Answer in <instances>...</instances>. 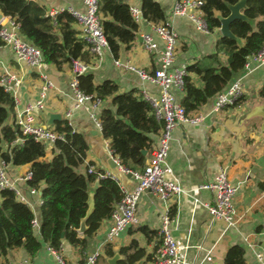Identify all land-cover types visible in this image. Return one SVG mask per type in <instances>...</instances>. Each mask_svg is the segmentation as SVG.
I'll return each mask as SVG.
<instances>
[{
    "label": "crops",
    "instance_id": "1",
    "mask_svg": "<svg viewBox=\"0 0 264 264\" xmlns=\"http://www.w3.org/2000/svg\"><path fill=\"white\" fill-rule=\"evenodd\" d=\"M35 1L45 6L46 10L68 6L81 11L85 9L81 0ZM156 1L178 33L175 66L196 61L215 66L217 61L209 58V55H216L219 62L225 61L226 47L217 43L220 38L218 28L213 31H200L186 16H169L174 0ZM131 2L140 6V0ZM7 19L8 16L5 15L2 18L3 21ZM143 22L137 35L153 34L155 41L161 45L160 39L153 33L152 22L145 25ZM74 27L76 28L75 24ZM114 58L151 73L157 67L158 60L153 52L143 49L142 39L138 40L136 37L129 46L121 44L117 57L112 55L109 47L104 48L101 57L89 59L88 72L92 73L96 84L104 79L115 80L119 92L135 88L141 92L157 94V86L141 79L135 71L116 66ZM247 63L248 68L243 67L230 81L231 83L234 79H240L242 82L239 103L226 105L214 112L213 96L197 110L203 114L200 122H183L172 131L167 163L172 176L180 182L183 189L178 199L163 201L149 192L142 193L136 205L137 223L124 229L112 242L104 240L110 224L109 219L102 221L97 231L87 237L84 245H72L63 239L62 256L68 264H84L85 257L94 252H98L94 264H109L108 259L119 253V247L127 245L132 239H136L146 253L152 254L158 238L152 235L146 238L139 228L146 226L159 233L161 218L166 213L170 215L171 207L174 208V213L170 215V231L179 246L177 264H222L227 249L233 244H239L244 249L245 264H258L256 254L260 253L264 257V132L260 130L261 117H248V113L254 106L264 103V98L258 94L264 80V65H256L252 56L248 57ZM41 73L51 80L52 87L47 91L43 108L34 110L37 122L54 127L56 120H67L74 131L83 135L88 146L85 160L76 170L84 173L89 166H93L94 169H101L112 175L121 189L131 190L135 184L132 175L124 171L120 164H113L108 141L102 137L100 128L94 124L84 108L75 107L69 88L72 79L70 65L61 70L48 63L37 68L32 67L19 60L10 46L0 43V77H13H9L10 83L17 81L11 88L17 104L14 112L9 114L7 122L12 124L17 110L38 99ZM189 75L196 84L201 85L196 74ZM172 92L178 100L183 96V91L177 88H173ZM103 104L110 106V98L105 99ZM55 116H59V119H54ZM157 141L158 136H155V145ZM45 145V160H49L53 155L54 145ZM220 167L226 168L230 182L236 186L233 198L236 222L230 227H226L221 220L210 219L204 204L212 203L213 192L200 187L201 184L214 181ZM27 170L29 164H7L10 176H21ZM95 187V184L88 187V198L92 199ZM29 200L34 217L39 223L40 194L29 196ZM34 233L40 238L38 229H34ZM78 236L82 237L83 233H78ZM108 246L114 252L112 256L105 253ZM120 256V259L123 258V255ZM22 260H27L28 264H58L46 243H42L34 255H29L23 247L9 249L0 255V264H16ZM146 260L148 259L143 258L137 264Z\"/></svg>",
    "mask_w": 264,
    "mask_h": 264
},
{
    "label": "trees",
    "instance_id": "2",
    "mask_svg": "<svg viewBox=\"0 0 264 264\" xmlns=\"http://www.w3.org/2000/svg\"><path fill=\"white\" fill-rule=\"evenodd\" d=\"M202 1V17L208 31H213L220 26L218 15L227 16V4L237 0ZM98 7L108 47L117 57L121 44L129 46L136 39L139 24L132 18L127 0H99ZM140 9L147 22L158 23L166 18L156 0H140ZM0 11L14 19L20 37L40 50L44 63L52 64L58 70L70 65L73 58L88 63L93 57L87 42L74 27L73 16L65 9L60 10L53 20L46 14L45 6L35 0H0ZM243 13L254 20L253 25L235 19L230 23V30L237 40L226 37L217 40L218 44L226 47L225 61L219 62L216 55H209L217 61L215 66L200 61L186 65L187 74L183 77V96L180 99L186 113L197 111L224 90L242 70L248 57L256 54L264 44V0H247ZM189 73L196 74L201 85L196 84ZM78 81L83 92L102 100L110 98V106L102 107L99 113L100 131L119 164L130 170L143 168L147 156L156 146L155 136L160 133L162 121L156 119L142 92L135 88L119 92L117 82L112 79L96 84L88 71L80 75ZM258 94L264 98V80ZM239 102L238 98L234 104ZM14 107L11 91L0 85V157L13 165L29 164L31 178L27 183L40 191V238L32 227V209L18 201L11 190H0V255L15 247H23L29 255H34L42 243L57 248L63 239L72 245H84L87 237L92 236L102 221L110 217L114 205L123 195L122 189L112 175L101 169L84 173L76 170L84 162L88 146L83 135L74 131L67 120L55 121L54 128L63 134V139L54 141L53 155L45 160L46 145L30 135H23L14 122H7ZM141 150L146 154L143 155ZM92 184L96 185L93 209L86 218V230L79 237L77 228L86 215L88 187ZM169 213L173 215V207ZM139 230L146 238L157 236L156 249L161 242L160 233L146 226ZM118 252L123 258L116 264H137L152 255L146 253L136 239L119 247ZM105 253L108 256L114 254L109 246ZM222 264H245L242 246L231 245Z\"/></svg>",
    "mask_w": 264,
    "mask_h": 264
},
{
    "label": "built area",
    "instance_id": "3",
    "mask_svg": "<svg viewBox=\"0 0 264 264\" xmlns=\"http://www.w3.org/2000/svg\"><path fill=\"white\" fill-rule=\"evenodd\" d=\"M81 1L85 6L83 11L68 6L62 9L46 10V14L54 20L60 10L65 9L70 13L75 20V25L80 36L88 44L89 52L93 57L99 58L103 53V49L108 47L103 33L101 15L98 10L99 0ZM131 1L127 0L130 14L140 26L146 20L142 17L140 6ZM202 3V0H174L169 16H186L194 22L198 30L207 32L206 22L202 17L200 9ZM152 30L160 39L161 45L155 41L153 34H140L143 49L147 52H153L158 60L157 67L151 73L137 69L129 62H121L119 59L114 58L116 66L135 71L141 79L157 86V94H149L146 91H143L142 94L149 102L156 119L162 121V128L158 135L157 144L148 155L143 168L130 170L122 166L124 171L132 175L135 184L131 190L122 189L123 195L114 205L108 218L110 224L105 233L104 240L106 242L114 241L124 229L137 223L135 214L136 205L142 193L149 192L163 201H176L178 199L183 189L180 182L172 176L171 168L167 163L172 131L180 123L189 122L195 124L203 118V114L200 111L190 114L186 113L180 100L172 92L173 88L183 91V77L187 74V71L186 65H174L178 33L168 21V16H166L165 20L158 23L152 22ZM0 41L2 44L10 46L16 57L19 60L25 61L29 66L37 68L44 63L40 50L29 41L20 37L18 34V24L9 16L7 20H0ZM252 57L256 65H264V44ZM244 67L248 68L247 61ZM70 68L72 79L69 82V88L73 94L75 107L80 106L84 108L89 113L94 124L100 128L99 113L101 108L104 107V100L87 94L79 88L78 77L88 71L89 65L79 58H73L70 62ZM9 77L1 76L0 85L5 87L6 90L11 91L12 84H17V81L10 83L13 77ZM40 79L41 85L38 99L33 104H26L22 109L17 110L14 123L23 135H30L34 140L44 144L54 143L57 139H63V134L57 132L54 127L37 122L34 114L35 109L43 108V101L47 95V91L52 87V82L46 74L41 73ZM241 93L242 82L240 79H234L224 90L215 95L212 110L217 112L226 105L234 104ZM14 102L16 106L17 99L15 97ZM110 153L112 154L111 150ZM112 156L114 163L118 165V158H114L113 154ZM7 164L0 157V190H11L18 201L27 204L31 208L29 196H37L40 194V191L27 183L31 178L30 170H27L21 176H10L7 172ZM93 170H95L93 166L87 168L88 172H92ZM99 176L103 175L100 174ZM200 187L213 192L212 203L204 204L210 215V219L212 221L221 220L226 224V227L233 226L236 222L233 201L236 186L230 182L226 168L220 167L214 181L201 184ZM171 221L172 217L169 214L166 213L162 216L159 227L161 242L151 257L139 264H177L179 246L170 231ZM32 227L36 230L39 228V223L35 217L32 220ZM48 249L54 255L58 264H68L62 256L64 249L62 244L57 248L48 246ZM97 256L98 252L86 256L84 264H94ZM256 259L258 264H264L262 254L257 253ZM16 264L28 263L27 260H22Z\"/></svg>",
    "mask_w": 264,
    "mask_h": 264
},
{
    "label": "water",
    "instance_id": "4",
    "mask_svg": "<svg viewBox=\"0 0 264 264\" xmlns=\"http://www.w3.org/2000/svg\"><path fill=\"white\" fill-rule=\"evenodd\" d=\"M247 0H237L233 4H227L229 13L227 16L218 15V19L220 21V26L218 27L220 37H226L229 39L237 40V37L234 35V33L230 30V23L235 19H241L244 21L249 22L251 25H253L254 20L247 17L243 13V9L245 8ZM4 17V14L0 11V20ZM147 22L144 21L143 24L145 25ZM138 40H141V35H137ZM253 116H260L261 117V124H260V130L264 132V103L258 104L254 106L250 112L248 113V117ZM54 119H59V116H55ZM141 153L143 155L146 154L145 150H141ZM114 164V162H113ZM88 208L86 211V215L81 219L79 227L77 228L78 233H84L86 230L85 221L88 215L91 213L93 209V195L92 199H87ZM120 254L115 253L112 257L108 259L109 264H115L118 259H120Z\"/></svg>",
    "mask_w": 264,
    "mask_h": 264
},
{
    "label": "rangeland",
    "instance_id": "5",
    "mask_svg": "<svg viewBox=\"0 0 264 264\" xmlns=\"http://www.w3.org/2000/svg\"><path fill=\"white\" fill-rule=\"evenodd\" d=\"M219 34V33H218ZM219 37H220V34H219Z\"/></svg>",
    "mask_w": 264,
    "mask_h": 264
}]
</instances>
